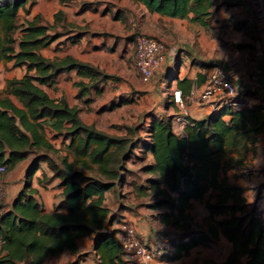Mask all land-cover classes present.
<instances>
[{
    "label": "trees",
    "instance_id": "obj_1",
    "mask_svg": "<svg viewBox=\"0 0 264 264\" xmlns=\"http://www.w3.org/2000/svg\"><path fill=\"white\" fill-rule=\"evenodd\" d=\"M136 1L152 12L206 26L217 0ZM36 3L37 0H0V63L13 62L14 68L23 70L21 78L7 81L5 90L23 107L9 97L0 98V164L9 170L22 160H31L24 187L11 207L6 209L0 201V264H45L64 252L75 256L69 264H83L90 254H94L96 264H127L115 224L125 211L138 206L124 203L122 189L129 178L136 199L149 197L152 210L165 209L157 214L162 223L180 231L171 239L168 260L188 255L195 247L210 246L221 234L232 246L224 264H264V218L260 205L264 186L257 189L254 199H249L247 187L221 178L222 172L244 165L242 158L231 156L223 160L226 152L245 150L248 141H258L257 135L264 129L260 105L224 109L202 120L190 118L192 125L187 126L186 136L173 130L175 115H151L149 124L125 126L122 135L100 130L83 121L78 106H71L64 96L51 98L44 86L75 71L89 79V83H75L78 96L85 97L95 88L100 93L97 87L110 76L69 55L55 60L46 58L41 50L68 34L70 25L62 23V10L55 14L53 24H46L40 15L21 23L20 9L27 5L31 9ZM123 22L128 26V18H123ZM78 37L75 34L68 38L76 43ZM192 84L187 78L178 80L184 94ZM226 114L231 115L228 121L223 118ZM142 128L144 136L140 134ZM48 134L64 143L68 141L74 159L67 155L55 157L60 151ZM138 150L145 159L148 153L152 154L153 161L134 170L129 164L135 158L141 159ZM184 156L188 163H184ZM42 162L47 163L53 173L51 179H58L62 188L61 199L51 213L44 211L32 187L33 175ZM143 176L144 182L138 183ZM109 193L116 202H110ZM206 195L205 207L213 222L207 231L192 230L186 209L192 200H202ZM84 237L93 240L91 252L81 253L77 246V240Z\"/></svg>",
    "mask_w": 264,
    "mask_h": 264
},
{
    "label": "crops",
    "instance_id": "obj_2",
    "mask_svg": "<svg viewBox=\"0 0 264 264\" xmlns=\"http://www.w3.org/2000/svg\"><path fill=\"white\" fill-rule=\"evenodd\" d=\"M38 2L39 0H37L36 5L31 9L28 5L26 6V9H20L19 16L21 23L26 20L31 21L34 17L40 15L46 24H53L55 21V14L62 10L65 14L62 23H65L68 26L70 25L68 27V34L53 41L49 46L42 49V54L46 58L52 60L61 59L69 55L79 61L97 66L100 70L105 72L106 75L110 76L105 83L97 87L101 90L100 93H97V89L95 88L89 96L85 97L78 96L79 89L75 83L80 80L89 83V79L82 78L75 71L62 74L51 86H44V89L51 98L59 99L64 96L71 106H78L81 109L80 116L85 123L87 122L84 120L83 113H92L91 115L95 119L98 115L97 113L100 112L99 107L109 105L115 102V100L121 101L119 97L126 94H123V91L128 93L132 88L145 91V84L143 85L140 83V77H138L140 75L137 70L130 71L128 69H123L122 76L125 77V79L122 82L117 77L119 75L116 69L118 62L120 60L123 61V59L127 57L125 54L126 47L130 45L129 41L130 38H132L129 35L127 24L123 22V18H135L142 33L162 40L166 46L165 60L160 68L155 71L153 79L155 76L160 77L159 79H161V82L155 89L159 92L165 90V93L163 94L165 96L164 98L156 94H154V96L157 97L159 102H161L160 104L163 105L168 112L173 113L168 116H173L180 112L179 108L170 101L172 90L174 88H179L178 80L187 78L192 81V87L194 86L200 89L204 84L206 76L214 68H223L229 72L237 87H239V101L249 103L251 106L248 107L259 105L260 101L264 98V0L216 1L215 12L211 20H209L208 24L204 27L219 28L225 26V30L228 31V29L237 26L235 27L236 31L241 28H247L250 32V37L244 38L240 42V44L245 45L242 49L243 55L241 54L243 58L241 61H237L238 63L234 62L233 64L229 60L219 61V58L214 60L212 58H207L210 53L208 54L205 48L202 50L204 56L200 57V50H197L195 45H193L197 43L199 46L202 44L204 45V36L201 33L198 34L197 27H199L198 25L200 24L190 22L188 19L169 17L152 12L145 4L136 0H71L68 2L49 0L47 4L50 3V6L47 9L48 11L46 14L41 8H38ZM35 7L37 9H35ZM28 10L29 12H26ZM75 34H78L79 37L78 41L73 43L68 37ZM123 41L125 42L122 44ZM251 48L259 52V58L253 62L246 60L245 58L247 51ZM196 59L200 61H197ZM209 62L218 66H212V63L208 64ZM124 63L126 64V60ZM174 65L177 67L176 75L171 76V66ZM210 65L212 66V69L208 70L207 68H209ZM5 66L8 67L7 69L9 71H6ZM126 71L131 74H126ZM252 73L258 77V84L253 85L251 83L250 76ZM22 75L23 70L21 68H14L13 62L0 63V98L9 97L20 108L23 107L22 103L15 96L7 94L5 90L9 79L21 78ZM127 75H129V78H126ZM169 76V87L168 90H166V79ZM171 79L172 83L170 84ZM152 80H150V82ZM92 99L93 102L89 107H93V110L90 111L86 102L87 100L92 101ZM126 102L127 103H124V101H122L120 106L126 107L127 105H130L128 102H131V100H126ZM98 105L99 107H97ZM241 109H243V106L239 108L235 107L231 110ZM172 110L174 112H171ZM188 111L190 118L194 120H202L213 114V111L208 106L198 104L188 106ZM158 116L163 117V115ZM174 117L172 118V126L175 131ZM223 118L228 121L231 119V115L226 114ZM88 122L91 123L93 121ZM50 140L52 144L56 146L54 143L56 142V139ZM66 143L68 147L69 142L66 141ZM258 151L259 148H257L255 152L249 151L248 153L249 155H254L255 153H258ZM64 155L69 156L70 160L74 159V153L69 154L65 152ZM146 159L149 160V162H152V154L148 153ZM30 161V159L20 161L5 174L3 178L5 197L3 201L1 200V203L6 209L11 207L14 199L23 189L26 182V171ZM251 167L252 166L244 162V165L241 168L229 170L225 174L222 172L221 178L227 177L230 182L244 187L250 185L251 182V185H253L256 182L261 181L263 178L261 174L254 173L252 175L250 170L246 171L247 168ZM255 167L257 166L255 165ZM52 175L53 173L49 169L47 163L42 162L32 178V187L36 191L35 196L43 206L44 211L47 213L53 212L55 205L61 199L62 192V188L58 186L59 180L51 179ZM132 192L134 193L133 190ZM109 197L110 202H116L113 194L109 193ZM207 198L208 195L202 200H192L191 207L185 212L189 216L188 221L190 224L192 218L194 220L198 217L195 215L196 211H193L195 209L191 212L188 211L193 207H196V204L198 203L197 205L201 207L202 216L206 219L207 223L205 227L199 228L204 231H207L208 225L213 222L209 219V213L205 207V200ZM134 205L138 204L135 203ZM136 208L135 210H132V212L125 211L123 213L125 218L123 217L122 219H128L131 221L140 235L144 238L145 243L149 245L150 243L148 244L145 238V234L149 232V219L139 212V210L137 211ZM117 225L118 222L115 224V227H117ZM169 226L170 227L166 228L169 230L175 229L173 226ZM177 231H179V229H177ZM220 240L222 241L226 239L220 234L218 241ZM77 246L81 253L91 252L93 240L88 237L81 238L77 240ZM149 246L152 245L150 244ZM228 252H230V249H228ZM170 253L171 247L169 252L157 255L158 257L156 256V258L153 259L154 261L150 264H182L186 255H183L177 260H168L167 255ZM94 257V254H90L83 259L82 263L96 264ZM165 259H167L168 262L165 261ZM74 260V255L69 252H64L58 258L48 259L45 264H69Z\"/></svg>",
    "mask_w": 264,
    "mask_h": 264
},
{
    "label": "rangeland",
    "instance_id": "obj_3",
    "mask_svg": "<svg viewBox=\"0 0 264 264\" xmlns=\"http://www.w3.org/2000/svg\"><path fill=\"white\" fill-rule=\"evenodd\" d=\"M49 0H39L38 8H41L45 14L47 13V9L50 6V3L47 4ZM35 9H37L35 7ZM133 19L135 22V18H129ZM129 19H128V29H129V35L132 37L133 32L131 31V26L129 24ZM21 21V19H20ZM259 25V24H258ZM198 34L201 33L205 39L204 45L202 44L199 46V44H193L195 45L196 49L200 50L199 54L200 57L204 56L203 55V48H205L210 55H208L207 58H212L213 60L216 58H219V61H225L229 60L232 62L241 61L243 58L242 55V49L241 47V40L244 38L250 37V32L247 30V28H241L240 30L236 31L237 26L232 27L231 29H228V31L225 30V26L216 28H207L201 25H198ZM215 40V41H214ZM218 41V42H217ZM125 41L122 42V44ZM130 45L126 47L125 54L127 57L123 59V61L118 62L117 66V73L119 75L117 76L119 80L122 82L125 77L122 76V71L123 69H128L130 71H135L137 70L135 61H134V49H135V39L130 38L129 41ZM240 44V45H239ZM241 47V48H239ZM240 49V50H239ZM242 54V55H241ZM126 60V64L124 63ZM132 60V61H131ZM197 60V59H196ZM218 60V59H217ZM200 61V60H197ZM212 62H209L210 64ZM238 63V62H237ZM207 64V65H208ZM212 66H218L215 64H211ZM209 66V69H212V66ZM6 67V66H5ZM6 67V71H9ZM176 65L171 66V76L176 75ZM137 73V71H136ZM126 74H131L126 71ZM138 75V73H137ZM140 77V83L145 84V91L141 89H136L132 88L131 91L128 93L123 91V94L126 93L125 95H122V97H119L120 100H115V102L106 105V106H101L99 105L97 107L100 108V112L97 113L98 115L93 118L91 115L92 113H83V117L85 118L84 120L88 124H93L95 125L98 129L103 130L107 133L110 134H115V135H122L125 133V126H132V125H141L143 124L146 126L149 122L150 119L149 117L154 114L158 115H163V116H168L173 113H170L167 111L166 108L163 107L157 99V97L154 96V94L164 98L165 95V90L156 91V87L158 84L161 82L160 77L155 76L154 79L150 82H144ZM126 78H129V75L126 76ZM169 78L170 76L166 79V90H168L169 87ZM172 83V79L170 81V84ZM153 89V90H152ZM155 90V91H154ZM92 96V95H91ZM121 96V95H120ZM145 97V98H143ZM126 100L131 102H128L126 107L125 106H120L122 104V101L124 103H127ZM93 102L90 100H87V106L90 111L93 110V107H89ZM118 103V104H116ZM125 105V104H124ZM171 112H174L173 110ZM88 121H93L89 123ZM141 135H145V129L140 130ZM51 139L52 134L50 135ZM258 141L255 144H252L250 141L247 142V149L241 150V151H236V150H228L226 154L223 156V160L229 159L231 156L237 157V158H242L243 162H246V164L252 166L251 168H247L246 171H251L252 175L255 174H261L262 175V180L259 182H256L255 184L247 186V197L249 199H254L256 194H257V189L260 186H264V129L257 135ZM250 142V143H249ZM55 147L58 148L60 151L58 155H55V157L60 158V156H63L65 152L71 154L73 153L72 149H69L67 147V143L62 142L61 139H56ZM254 145V147H252ZM259 148L258 153H255L254 155H249V151H256V149ZM137 154L141 159L135 158L133 163H130L129 166L132 167L134 170H138L141 168L143 165L149 162V160L145 159L144 155L140 152V150L137 151ZM255 165L257 167H255ZM245 168V167H244ZM142 174H140L141 176ZM140 182H144V176L143 179L138 180ZM132 179L129 178V182L123 186L122 192L124 196V203L135 206L134 204H138L136 210L141 212L144 216L148 217L149 219V227H148V233L145 234V238L152 246H154L157 250L162 249V242L165 239L169 240V243H171V239L175 237L177 234L180 233V231H177V229H167L166 227H170L168 224H163L162 219L158 218V213H162L165 211V209H158V210H152L149 206L150 204L153 203V201L147 197V198H142L140 200H136L134 197V193L132 192V185H131ZM263 184V185H262ZM261 188V187H260ZM259 188V189H260ZM262 196H264L262 194ZM198 204V203H197ZM196 204V207H193L190 209L188 212L196 211L195 215L198 218H195L192 222L190 223V228L193 230L199 229L201 227L206 226V219L203 218L202 213H201V207ZM260 205L263 208V218H264V198L261 197L260 199ZM189 209V208H188ZM186 209V211L188 210ZM127 212H132V210H129ZM132 214V213H131ZM125 218V215H123ZM119 223V222H118ZM169 231V232H168ZM178 236V235H177ZM225 238V237H224ZM149 244V245H150ZM231 244V243H230ZM226 240H220L216 243L211 244L210 246L207 247H197L193 249L188 255L185 256V258L182 261V264H224L226 257L228 255V249L231 250V245H230ZM171 246V244H170ZM86 253V252H85ZM158 257V256H157ZM156 258V257H155ZM154 258V259H155ZM154 261V260H153ZM152 261V262H153ZM165 261L168 262L167 259ZM156 264V263H155ZM177 264V263H176Z\"/></svg>",
    "mask_w": 264,
    "mask_h": 264
},
{
    "label": "built area",
    "instance_id": "obj_4",
    "mask_svg": "<svg viewBox=\"0 0 264 264\" xmlns=\"http://www.w3.org/2000/svg\"><path fill=\"white\" fill-rule=\"evenodd\" d=\"M133 39H135L134 59L139 75L144 82H149L157 69L160 68L165 60L166 46L162 40L142 33L138 23L129 19ZM246 60L256 61L259 58V52L253 48L249 49L245 55ZM253 85L258 84V77L255 74L250 76ZM239 87L229 77V72L223 68H214L207 76L204 84L199 89L192 87L186 94L180 88H174L171 93L170 101L175 104L180 112L175 115V131L182 136L187 135V126H191L188 106L193 104L208 106L213 113L220 112L224 109H232L249 105L247 102L239 101ZM264 117V98L259 103ZM184 163H188L186 156L183 158ZM8 168L5 164H0V201L5 197V186L3 178ZM3 208L0 207V217ZM117 237L120 240L122 250L127 264H150L157 255L169 252L170 244L168 239L162 243V249L157 250L153 246L145 243L144 238L137 231L135 225L128 219H122L117 225ZM3 243L0 237V248Z\"/></svg>",
    "mask_w": 264,
    "mask_h": 264
}]
</instances>
